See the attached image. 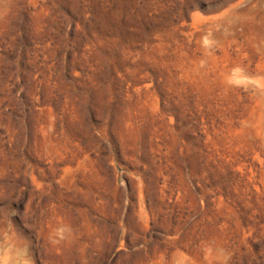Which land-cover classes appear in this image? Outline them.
Listing matches in <instances>:
<instances>
[{"label":"rangeland","instance_id":"rangeland-1","mask_svg":"<svg viewBox=\"0 0 264 264\" xmlns=\"http://www.w3.org/2000/svg\"><path fill=\"white\" fill-rule=\"evenodd\" d=\"M52 8L123 36L73 51L9 29ZM220 249L264 264V0H0V264Z\"/></svg>","mask_w":264,"mask_h":264},{"label":"trees","instance_id":"trees-1","mask_svg":"<svg viewBox=\"0 0 264 264\" xmlns=\"http://www.w3.org/2000/svg\"><path fill=\"white\" fill-rule=\"evenodd\" d=\"M110 13L100 12L93 13L92 18L88 24L78 25L76 14L70 10H60L52 8L48 12H43L40 15V25H35V12L32 10L23 9L17 17L18 22L13 20L9 25L10 28L21 29L23 32L22 38L28 37V31L24 27H20V23H25L26 26H34L43 35H49L54 38L53 48H55L61 41V46H68L71 50L76 51L74 45L78 41H85L89 39L93 48L101 49L102 45H107L109 41H118L122 38V25L118 22L112 23L108 19ZM114 17H122L120 13L114 14ZM97 18L105 19V21H94ZM70 27L69 37H66V30ZM18 34V33H17ZM5 35V34H3ZM9 43V41H8ZM101 45V46H100ZM15 62V61H14ZM73 62V58L69 63ZM7 93V92H6Z\"/></svg>","mask_w":264,"mask_h":264},{"label":"clouds","instance_id":"clouds-1","mask_svg":"<svg viewBox=\"0 0 264 264\" xmlns=\"http://www.w3.org/2000/svg\"><path fill=\"white\" fill-rule=\"evenodd\" d=\"M218 255L223 257L222 264H227L228 259L230 256L226 253L223 249L218 250Z\"/></svg>","mask_w":264,"mask_h":264}]
</instances>
